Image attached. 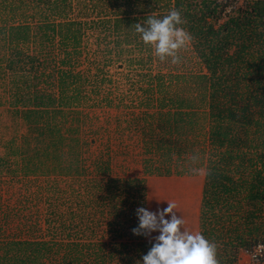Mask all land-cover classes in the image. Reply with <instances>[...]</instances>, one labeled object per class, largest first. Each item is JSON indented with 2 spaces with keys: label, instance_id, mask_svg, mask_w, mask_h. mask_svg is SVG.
<instances>
[{
  "label": "trees",
  "instance_id": "trees-1",
  "mask_svg": "<svg viewBox=\"0 0 264 264\" xmlns=\"http://www.w3.org/2000/svg\"><path fill=\"white\" fill-rule=\"evenodd\" d=\"M227 1L172 0L168 11L155 14L162 18L177 9L186 21L181 26L191 33L192 52L208 78L202 107L165 93L153 113L141 111L126 121L127 127L141 122L135 130L143 136L144 175H184L191 156H199L198 232L216 243L219 264H235L239 249L264 243V0H240L232 12ZM0 6L13 22L0 23L1 103L23 127L2 143L0 183L36 173L80 175L90 166L107 175L103 150L84 166L99 129L75 104L83 91L71 70L86 23L67 19L71 0H5ZM27 7L37 21L28 22ZM117 21L95 23L103 25L105 38L109 29L110 35L118 31ZM134 37L140 39L135 31ZM96 40L102 41L99 34ZM48 245L0 238V264H107L114 256L103 254V244H65L50 254ZM151 245L141 242L138 250L147 253Z\"/></svg>",
  "mask_w": 264,
  "mask_h": 264
},
{
  "label": "rangeland",
  "instance_id": "rangeland-1",
  "mask_svg": "<svg viewBox=\"0 0 264 264\" xmlns=\"http://www.w3.org/2000/svg\"><path fill=\"white\" fill-rule=\"evenodd\" d=\"M227 2V11L232 12L240 0ZM171 4L172 0H71L73 10L66 11L67 19L86 23L81 27V53L71 70L77 74L74 84L83 95L74 102L88 112L91 125L99 129V134L91 138L84 166L103 150L109 161L108 172L101 175L91 171L90 166L80 175L36 173L1 182V239L47 242L49 254L61 253L65 244H103V254L114 255L107 264H136L146 254L143 248L138 250L141 241L131 237V230L138 224L137 208L156 212L167 207L166 201L175 202L177 215L185 221L184 228H191L192 205L197 211L204 171L192 173L189 165V172L180 176L144 175L139 142L143 136L135 130L141 122L126 126L127 119L141 111L153 113L159 103L157 98L165 93L182 94L196 107L204 104L208 78L191 43L178 53L181 62L173 65L159 61L150 46L134 37V19L144 20L149 14L168 11ZM1 7L0 23H13L11 14ZM24 13L28 22L37 21L38 14L31 13L28 7ZM14 16L17 17L15 13ZM97 19H118V31L110 35L109 29L103 38V25H97ZM128 19L133 21L128 23ZM96 34L101 42L96 40ZM1 49L0 41V52ZM94 83L98 88H93ZM5 101L0 88V153L5 140L23 132L19 119L1 103ZM201 162L195 167L203 170ZM183 188L190 190L192 200ZM194 218L196 223V214ZM155 236L152 233L143 242L152 243ZM134 242L136 246L131 245ZM234 263L247 261L237 253Z\"/></svg>",
  "mask_w": 264,
  "mask_h": 264
},
{
  "label": "clouds",
  "instance_id": "clouds-1",
  "mask_svg": "<svg viewBox=\"0 0 264 264\" xmlns=\"http://www.w3.org/2000/svg\"><path fill=\"white\" fill-rule=\"evenodd\" d=\"M185 23L181 12L172 9L162 18L149 14L143 23L133 26L141 41L154 50L159 61L176 65L181 62L180 50L193 41L191 33L181 26ZM190 163V172L199 174L203 171L195 167L199 163L198 155L191 156ZM166 202L167 207L156 212L144 207L136 209L138 227L131 230L132 234L148 238L152 233H158L148 252L136 264H219L216 243L200 232L186 230L184 219L177 215L176 203Z\"/></svg>",
  "mask_w": 264,
  "mask_h": 264
},
{
  "label": "built area",
  "instance_id": "built-area-1",
  "mask_svg": "<svg viewBox=\"0 0 264 264\" xmlns=\"http://www.w3.org/2000/svg\"><path fill=\"white\" fill-rule=\"evenodd\" d=\"M224 2L225 0H220ZM239 256L244 257L246 264H263L264 262V243H255L247 248L238 250Z\"/></svg>",
  "mask_w": 264,
  "mask_h": 264
},
{
  "label": "crops",
  "instance_id": "crops-1",
  "mask_svg": "<svg viewBox=\"0 0 264 264\" xmlns=\"http://www.w3.org/2000/svg\"><path fill=\"white\" fill-rule=\"evenodd\" d=\"M161 177V176H160ZM162 177H164V176H162ZM167 177H169V176H167ZM202 181H203V177H202ZM159 184V183H158ZM169 185V184H168ZM168 185H164V184H161V186H165V187H167ZM177 187V186H176ZM178 187H182V186H178ZM184 187V186H183ZM201 188H202V184H201ZM184 189V188H183ZM185 190V192H186V195H187V197H188V199L189 200H192L191 199V193H190V190L188 189V188H185L184 189ZM200 198H201V189H200ZM200 198H199V200H200ZM195 214L197 215V222L195 223V218H194V216H195ZM192 219H193V221H192V226H191V228L188 230V231H191V232H198V224H199V206H198V210L197 211H195V207H193V205H192ZM156 235H158V233H155ZM133 237V239H138V241H141V242H143L144 241V239H145V237L144 236H132ZM132 239V240H133ZM238 253V252H237Z\"/></svg>",
  "mask_w": 264,
  "mask_h": 264
}]
</instances>
